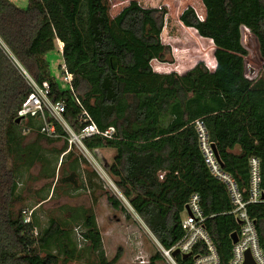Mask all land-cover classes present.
Masks as SVG:
<instances>
[{"label": "trees", "instance_id": "obj_1", "mask_svg": "<svg viewBox=\"0 0 264 264\" xmlns=\"http://www.w3.org/2000/svg\"><path fill=\"white\" fill-rule=\"evenodd\" d=\"M193 6L181 13L177 25L185 28L179 32L194 38V30L214 42V71L203 61L185 73L153 69L156 60L171 62V48L162 40L170 25L166 7H143L132 0L112 17L109 0H28L25 8L0 0V264H69L83 259L87 249L95 254L96 264L117 260H109L103 250L92 207L72 209L71 216L64 217L71 220L50 218L40 229L35 208L21 205L19 166L40 162L45 167L48 158L37 142L24 144L25 120L17 121L18 110L31 87L3 44L36 82L49 81L50 98L66 102L65 117L76 130L81 110L76 97L99 128L115 127V138L96 135L85 144L95 155L113 150L107 173L162 247L169 249L181 239L186 204L198 193L220 262L230 264L232 234L240 226L227 184L206 162L196 121L203 122L223 171L234 178L244 198L249 197L253 156L260 160L264 191V70L257 78L246 76L248 50L242 32L246 26L256 36L264 60V0H198ZM57 40L63 43L74 91L51 74L47 54L56 49ZM35 121L29 119L28 127L45 137ZM67 148L66 143L61 151ZM74 161L79 172L78 156ZM77 164L66 178L70 188ZM44 167L43 175L56 179V172ZM96 175L88 173L85 179L93 189ZM56 184L50 187L53 192ZM107 199L114 208L123 207L117 196ZM247 211L264 252V203H249ZM77 220H82L87 242L83 249L77 248L73 229L67 226ZM200 252H205L202 244L192 255H177V260L194 264ZM161 258L156 253L151 264Z\"/></svg>", "mask_w": 264, "mask_h": 264}, {"label": "rangeland", "instance_id": "obj_2", "mask_svg": "<svg viewBox=\"0 0 264 264\" xmlns=\"http://www.w3.org/2000/svg\"><path fill=\"white\" fill-rule=\"evenodd\" d=\"M20 7H27L28 0H13ZM132 0H109L110 13L116 16L124 7H126ZM143 7H166L167 15H171L169 28L166 32H162V40L171 48V53L168 58L171 62H161L156 60L152 64L156 71L160 66L163 71H176L178 73H185L192 69L198 62L203 61L209 69L215 66L214 51L216 45L208 38L202 37L197 31L192 30L196 37L189 38L186 34L179 32V29L185 28L178 26L180 15L188 6L194 7L193 2L198 0H136ZM195 9V8H194ZM244 26L243 43L248 50L246 63L254 61L256 72L253 76H248L251 79L257 78L264 70V60L259 51V43L256 36ZM250 33V34H249ZM254 38H253V37ZM63 43L60 40L56 41V49L48 52L47 58L50 65L52 76L58 83L68 88L69 85L62 80L64 58L60 51ZM27 121L22 122L23 134L25 136L24 144H31L37 142L39 145L49 147V141H42L44 137L39 136V132L28 127ZM38 124L37 121H35ZM50 139V138H49ZM63 145V139H60ZM47 142V144H46ZM76 157L79 158V176L76 179L73 188H78V199L67 197V187L71 186L66 182L67 163L64 160L56 168V161L53 164L51 160H46L45 167L40 162L33 165L21 164L19 166V189L18 192L22 196V206L27 209H32L40 199H43L50 187L56 184L54 197L46 202L44 205L36 208V218L40 222V229L48 226L50 218H62L71 220V218H64L69 216L72 204H82L83 207L93 208L98 224L100 226L103 236V250L109 260L117 257L115 264H151L152 258L158 253V245L155 237L150 232L144 221L122 204V208H114L107 200V195H115L116 190L109 182L111 176L107 173L108 165L112 160L113 150H100L97 155L93 154V158L103 168L96 170L95 165L87 160L80 151L74 150ZM51 157V156H49ZM52 159V158H51ZM94 161V160H93ZM43 167L47 172H56V179L46 178L43 175ZM100 169V168H99ZM95 172L97 175L93 177V187L86 185V177L88 173ZM56 181V182H55ZM71 187V188H72ZM69 187L68 190L71 189ZM41 191V192H40ZM34 207V208H35ZM76 223H69L67 226L73 229V239L76 241L78 249H83L87 245L82 233L84 228L82 220H77ZM97 258L94 253L88 249L84 251L83 259H76L69 264H96ZM155 264H168L164 258L158 259Z\"/></svg>", "mask_w": 264, "mask_h": 264}, {"label": "built area", "instance_id": "obj_3", "mask_svg": "<svg viewBox=\"0 0 264 264\" xmlns=\"http://www.w3.org/2000/svg\"><path fill=\"white\" fill-rule=\"evenodd\" d=\"M2 47L31 87V92L24 99L18 110V116L24 120L34 119L39 121L41 124L40 132L45 137L55 140L63 139L68 145L66 153L71 150H78L87 160L95 165L97 171L102 170L105 172L93 158L92 151L86 146L85 140L96 135L113 139L116 137L115 127L108 126L105 129L99 128L91 113L83 106L78 97H76L81 109L76 118L77 125L79 124L80 129L76 130L65 117L66 102L64 100H52L50 98L51 85L49 81L42 83L36 82L10 50L4 44ZM60 51L63 52V45H61ZM62 80L74 91L73 74L65 64H63ZM196 123L206 162L212 173L227 184L234 205L232 213L240 226L239 230L236 231L237 241L233 242L230 264H245L247 252L250 253L253 264H264V252L260 245L258 230L255 221L247 211V205L249 203H264V191L261 187L260 178V160L254 156L250 159L249 197L246 200L243 192L237 187L234 178L223 171L212 144L208 139L203 122L197 120ZM109 182L113 185L118 198L124 206L131 210V205L116 187L113 180L110 179ZM31 214L32 210H29L26 221L30 220ZM206 219L207 217L204 215L201 206V196L198 193L192 194L186 204L185 212L181 219V227L184 232L181 239L169 249L162 247L157 242L158 252L168 264H179L177 255H173L174 251L178 250V255L180 256L188 253L192 255L194 248L199 244L203 245L205 252H200L194 256V264H221L217 249L206 228Z\"/></svg>", "mask_w": 264, "mask_h": 264}, {"label": "crops", "instance_id": "obj_4", "mask_svg": "<svg viewBox=\"0 0 264 264\" xmlns=\"http://www.w3.org/2000/svg\"><path fill=\"white\" fill-rule=\"evenodd\" d=\"M205 17H206V13H205L204 18H201V19H205ZM215 68H216V64H215L214 68L210 69V70L214 71ZM42 141H44V142L45 141H49V147H46V146L42 145V148H43L42 151L44 152L45 156L48 159H50L51 161H53L52 162L53 164L56 161V168L59 166L61 161L65 160L67 165H68L67 166L68 168H67L66 172H67V174L70 175L72 166L77 164V162L74 161V159L77 158L76 155H75V151L72 150V154L71 155L69 153H66V150L61 151L63 149L64 145L66 144V142L64 140H63V143H64L63 145H60L62 140L47 139V138L44 137V140H42ZM46 144H47V142H46ZM49 156H51V157H49ZM76 174H77V176H75L74 179L70 180V181H72L73 185H75L74 181L76 179H78V164H77V173ZM68 189L69 188H67V191H66L67 193L66 194H70V195H67V197L70 196V197H73V199H78V188H73L72 187L70 190H68ZM54 193H55V191L53 192V190L48 191V195L46 194V196L43 197V199L46 198V200L44 201L43 205L54 197ZM35 206H37V205H34V207ZM38 207H40V206L38 205ZM38 207H35V210ZM79 207H83V206H82V204H78L77 203V204H72L71 207H69V209H74V208H79ZM71 214H72V211L70 212L69 216H67V217H70Z\"/></svg>", "mask_w": 264, "mask_h": 264}, {"label": "water", "instance_id": "obj_5", "mask_svg": "<svg viewBox=\"0 0 264 264\" xmlns=\"http://www.w3.org/2000/svg\"><path fill=\"white\" fill-rule=\"evenodd\" d=\"M249 31H250V29H249ZM245 67H246V76L247 77L248 76H253L255 74V72H256V66L254 64V61H250L249 63H245ZM248 78H250V77H248ZM21 120H22V118L21 117H18L17 121L20 122ZM212 147H213V150H214V152L216 154V157H217L218 161L220 162V159H219V156H218V153H217L216 146L213 144ZM237 238H238L237 237V233L234 232L232 234V240H233V242H236L237 241ZM178 254H179V251L178 250L174 251V253H173L174 256H176ZM189 255H191V253H188V254L183 255V257L189 256ZM245 264H253V260H252V257H251V255H250L249 252H247V254H246Z\"/></svg>", "mask_w": 264, "mask_h": 264}]
</instances>
